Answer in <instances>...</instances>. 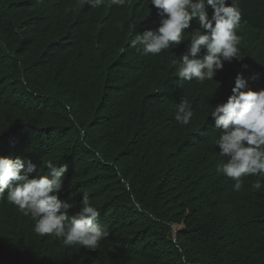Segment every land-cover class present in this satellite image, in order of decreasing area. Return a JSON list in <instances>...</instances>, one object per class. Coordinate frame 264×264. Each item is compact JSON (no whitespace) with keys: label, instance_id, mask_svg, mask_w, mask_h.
<instances>
[{"label":"trees","instance_id":"trees-1","mask_svg":"<svg viewBox=\"0 0 264 264\" xmlns=\"http://www.w3.org/2000/svg\"><path fill=\"white\" fill-rule=\"evenodd\" d=\"M236 2L242 59L196 83L175 75L183 44L158 56L130 46L159 24L147 0H0V156L67 164L60 199L71 215L86 194L108 233L95 251L67 247L35 233L5 198L0 264H264V187H251L264 176L233 191L216 172L227 158L207 116L231 95L241 65L246 78L259 75L248 87L264 88V0ZM196 27L184 30L185 44ZM183 99L188 125L175 121ZM175 226L183 229L173 240Z\"/></svg>","mask_w":264,"mask_h":264},{"label":"clouds","instance_id":"clouds-1","mask_svg":"<svg viewBox=\"0 0 264 264\" xmlns=\"http://www.w3.org/2000/svg\"><path fill=\"white\" fill-rule=\"evenodd\" d=\"M77 3L99 8L105 0H77ZM126 3L127 0H108L109 7H123ZM147 3L150 11L156 10L159 24L155 29L145 28L136 34L130 39V46L146 55L158 56L183 44L179 62L173 60L179 80L214 81L225 63L242 59L241 37L236 32L241 10L236 0L230 4L228 0H147ZM193 21L198 27L191 31L185 44L183 32ZM241 68L234 78L231 95L211 106L207 114L212 120L211 127L220 132L215 140L219 155L227 158L217 166L216 172L234 181L236 192L242 190L244 177L264 176V88L251 90L249 81L258 79L259 75L246 78L243 72L248 65ZM193 115L187 99L176 105L177 123L188 125ZM67 172V164H57L51 159L43 161L41 167L20 157L0 156V200L6 198L8 204L30 216L34 232L40 236H55L62 238L67 247L95 251L108 233L98 223L100 213L86 194L81 195L79 209L70 215L74 205L60 199ZM251 187L260 190L264 183L257 179Z\"/></svg>","mask_w":264,"mask_h":264},{"label":"rangeland","instance_id":"rangeland-1","mask_svg":"<svg viewBox=\"0 0 264 264\" xmlns=\"http://www.w3.org/2000/svg\"><path fill=\"white\" fill-rule=\"evenodd\" d=\"M173 230L177 233L181 232L182 231V227H178V226H175L173 227Z\"/></svg>","mask_w":264,"mask_h":264},{"label":"water","instance_id":"water-1","mask_svg":"<svg viewBox=\"0 0 264 264\" xmlns=\"http://www.w3.org/2000/svg\"><path fill=\"white\" fill-rule=\"evenodd\" d=\"M182 229H183V226H182ZM177 232H175L174 230H173V234H172V236H173V240H175L176 239V236H177Z\"/></svg>","mask_w":264,"mask_h":264},{"label":"bare ground","instance_id":"bare-ground-1","mask_svg":"<svg viewBox=\"0 0 264 264\" xmlns=\"http://www.w3.org/2000/svg\"><path fill=\"white\" fill-rule=\"evenodd\" d=\"M158 21V20H157ZM262 30V29H261ZM165 52V51H164ZM262 72H263V70H262ZM264 80V79H263ZM57 243V242H56ZM56 246V245H55Z\"/></svg>","mask_w":264,"mask_h":264}]
</instances>
